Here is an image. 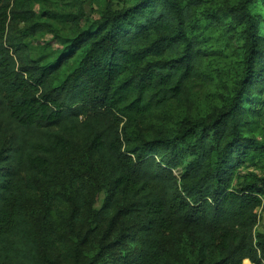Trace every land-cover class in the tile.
<instances>
[{
    "label": "trees",
    "instance_id": "16d2710c",
    "mask_svg": "<svg viewBox=\"0 0 264 264\" xmlns=\"http://www.w3.org/2000/svg\"><path fill=\"white\" fill-rule=\"evenodd\" d=\"M28 1L0 0V264H56L49 245L71 264H264V177L249 169H264L257 0L200 19L202 0H135L53 33L61 48L44 64L8 35L32 21ZM211 30L243 41L235 86L147 135V117L205 74Z\"/></svg>",
    "mask_w": 264,
    "mask_h": 264
},
{
    "label": "rangeland",
    "instance_id": "374dc122",
    "mask_svg": "<svg viewBox=\"0 0 264 264\" xmlns=\"http://www.w3.org/2000/svg\"><path fill=\"white\" fill-rule=\"evenodd\" d=\"M135 0H29L28 7L33 14L32 21L11 24L8 35L23 36V42L30 59L44 64L60 49L53 38V33L70 38L84 27L98 20L109 8L118 11L130 6ZM236 0H202V6L194 11L200 19L202 13L216 11L233 4ZM252 14L264 22V2L257 0L252 7ZM264 33V23L261 25ZM205 56L202 61L204 75L187 84V95L180 100H172L163 111L154 110L140 125L143 132L152 136L158 132L175 129L188 117H201L220 106L224 95L235 86L240 74V56L243 41L232 32L222 37L217 30H211L204 37ZM48 49H42V48ZM259 178L264 177V169L249 168ZM245 171H241L243 174ZM179 173H177L178 175ZM104 195L97 198L95 207L99 208ZM258 222L256 231L264 233V203L257 209ZM56 264H71L69 259L56 246H48ZM83 253L92 251V246L82 247ZM246 264V263H245Z\"/></svg>",
    "mask_w": 264,
    "mask_h": 264
},
{
    "label": "bare ground",
    "instance_id": "6f19581e",
    "mask_svg": "<svg viewBox=\"0 0 264 264\" xmlns=\"http://www.w3.org/2000/svg\"><path fill=\"white\" fill-rule=\"evenodd\" d=\"M246 264H249L248 262H246Z\"/></svg>",
    "mask_w": 264,
    "mask_h": 264
},
{
    "label": "crops",
    "instance_id": "0c3cea01",
    "mask_svg": "<svg viewBox=\"0 0 264 264\" xmlns=\"http://www.w3.org/2000/svg\"><path fill=\"white\" fill-rule=\"evenodd\" d=\"M248 261V260H247Z\"/></svg>",
    "mask_w": 264,
    "mask_h": 264
}]
</instances>
